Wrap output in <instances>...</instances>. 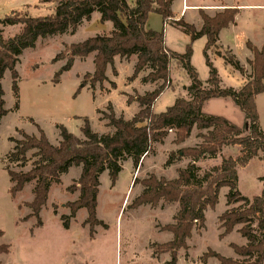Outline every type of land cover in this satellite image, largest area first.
I'll use <instances>...</instances> for the list:
<instances>
[{
    "label": "trees",
    "instance_id": "1",
    "mask_svg": "<svg viewBox=\"0 0 264 264\" xmlns=\"http://www.w3.org/2000/svg\"><path fill=\"white\" fill-rule=\"evenodd\" d=\"M173 1L175 0H40L41 4H55L51 15L32 18L12 11L0 19V122L8 113L1 84L4 73H10L11 90L17 99L16 65L23 51L34 49L39 39L64 35L67 32L74 34L78 26L83 21H89L94 12L100 14V23L110 22L113 31L109 36L96 35L79 43L63 44V50L51 60L52 64L65 61L53 75L52 83L60 82L61 75L70 71L76 58L83 60L94 54V70L83 76L81 87L88 86L92 91L96 86L102 88L103 83L108 81V66L112 68V74L117 75L113 68L114 58L128 59L131 56L136 57V63L128 81H133L141 72H147L141 83L156 84L151 92L136 95L134 98L127 97L126 104L136 102L139 107V111L130 120L117 117L110 103L104 111H96L100 120L105 121L106 127L112 130L111 134L94 132L88 118H83L80 127L82 138L68 132L62 125L56 126L59 137L57 145L51 144L36 124L37 136L20 131L18 139L9 138L13 148L5 156V161L8 166L19 168L18 171L4 168L12 184L9 192L15 197L25 185L32 183V200L25 204L30 209V215L24 219L33 217L36 226L40 227L42 223L39 215L47 202L50 187L53 184L59 185L61 177L70 168L80 167L79 178L66 189L70 194L77 193V199L66 204L69 214L61 215L59 220L63 229L68 230L77 212L84 209L87 217L83 224L88 226L89 236L92 238L97 226L107 227L96 216L101 174L107 172L110 186L113 187L124 161L131 160L136 167L142 156L153 152V145L163 144L169 132L174 133L173 144L180 145L196 129L200 131L197 135L200 144L170 152L165 160L164 167L182 159L190 160L184 169L177 171L176 179L166 180L148 174L142 180H133V185L139 183L142 191L133 199L129 209L135 210L145 205L155 209L160 204H176L178 208L172 223L163 228L172 235L171 240L164 244H150L152 256L157 258L168 253L170 260L165 264H176L177 253L188 249L187 240L191 238L192 232L205 229L206 210L214 209L220 190L227 188V209L218 219L222 231L218 238L223 239L240 226L237 232L246 240V244L229 245L238 259L223 257L209 249L200 257V263L206 264L208 259L214 258L218 264H264V175L259 178L262 184L259 196L246 198L237 188V168H244L253 159L264 161V132L259 126L255 103L256 97L264 94V37L260 49L250 41L245 43L252 59L247 61L250 74L246 76L243 85L238 90L221 88L218 71L209 58L210 51L214 50V54L225 65L245 76L244 69L235 56L229 50L220 52L217 47L219 33L235 24L239 9L226 7L214 16L199 9L202 26L197 31L183 18L177 21L172 19ZM150 13L158 14L163 25L170 22L189 37V44L182 54L166 47L163 30L156 32L147 27ZM13 26H19V32L10 38H4L3 28ZM200 38L205 39L202 49L208 68L205 82L199 80L191 65V45ZM172 62L188 77L187 98H177L164 112L154 113L155 101L171 86ZM110 86L115 89L114 83L110 82ZM78 92L79 90L76 94ZM219 98L231 99L243 113L244 123L241 127L223 117L203 113L207 101ZM14 108L18 109L17 103ZM202 131L205 133H201ZM234 146L239 147V155L235 158L222 157L218 166L201 171L194 164L201 159H214L222 148ZM6 253L8 246H0V254Z\"/></svg>",
    "mask_w": 264,
    "mask_h": 264
},
{
    "label": "rangeland",
    "instance_id": "2",
    "mask_svg": "<svg viewBox=\"0 0 264 264\" xmlns=\"http://www.w3.org/2000/svg\"><path fill=\"white\" fill-rule=\"evenodd\" d=\"M188 4L198 8H189L181 17L186 23L196 27L200 25L198 9L208 10L205 13L209 15L221 9L220 6L239 9L235 17L236 26L223 32L221 43L224 48H230L242 63L249 54L251 55L245 47L247 41L256 47L261 45L264 35V0H188ZM173 6L172 11L178 14L182 7L181 0H175ZM53 10V3L43 5L40 0H0V19L12 11L20 16L37 18L51 15ZM147 22L159 32L164 31L165 45L171 51L178 54L184 52L186 45L189 44L188 37L184 33L163 25L161 18L156 14H149ZM104 30L106 27H102L99 21L92 20L75 35L67 32L64 35L39 39L35 49L24 50L16 65L17 99L11 90L10 73L8 71L4 73L1 84L5 109L8 113L0 123V232L2 233L0 246H8V253L0 254V264H165L170 260L168 253L154 258L150 244H164L171 240V234L163 228L172 223L178 209L176 204H160L155 209L145 205L135 210L129 209L128 206L142 191L139 183L133 185L134 178L142 180L150 173L157 177H161L160 175L166 178L175 177L173 170L164 167L168 154L181 149V144H173L175 138L173 132L168 134L172 135V138L167 137L162 145H153V152L143 160L137 175L132 174V164L129 161L123 163V170L113 187L110 186L107 172L101 174L96 216L107 227L97 226L92 238L89 236L88 226L83 224L87 217L84 209L77 212L68 230L63 229L59 220L61 215L69 214L66 204L77 199L78 194H70L66 189L80 174V167L72 168L62 176L61 184H53L50 187L47 202L39 215L42 223L40 227L36 226L35 218L24 219L30 215V209L25 204L32 200V183L26 185L15 197L9 192L12 184L4 168L19 170L13 165L8 166L5 161V156L13 148L9 138H19L20 131L27 135L36 134V125L52 143L58 136L57 125H62L68 132L82 138L80 126L83 118H88L94 132L105 133L110 131V128H105V121L97 122L96 117L100 118V115H96L97 109H102L110 101L114 111L118 113L124 107L123 99L119 95L131 98L140 95L142 86L135 83L136 78L128 81L132 75L130 61V63H122V61V64H117L118 74L113 80L115 87L121 90L118 91L119 95L115 90L105 95L104 89L97 86L94 97V91L89 90L88 86L81 87L83 76L93 69L90 58L76 59L70 71L61 75L60 82L52 83L53 75L65 61L52 64L51 60L63 50V44H75L92 36H101ZM18 32L19 26L3 28L4 38H10ZM203 47V39L191 45V65L202 82L208 78V68L202 56ZM211 62L223 84L237 86L239 77L232 75L221 59L212 57ZM244 66L249 70L247 63H244ZM170 75L172 84L155 101L154 113L164 112L166 108L172 106L175 99L186 95L183 86H187L189 80L185 72L177 64H173ZM134 83L136 89L130 88ZM104 86L106 89L111 88L108 83ZM15 103L18 106L17 110L14 108ZM256 108L259 126L264 132V95L257 99ZM206 111L212 115L223 113L221 106L212 103L207 106ZM226 116L236 126H241L239 110L236 114ZM213 163L204 162L201 165L209 167ZM182 165V162H179L174 167ZM27 169L28 167L23 170ZM263 175L264 162L257 160L240 169L238 191L241 195L248 198L259 196L262 185L258 178ZM226 193L227 188L220 190L214 209H207L205 212V229L192 233L187 242L188 249L177 253L176 264H201L200 257L209 249L226 258L237 257L229 245L242 246L245 245L246 240L239 233H233L221 240L218 238L221 234L218 219L227 209ZM206 264L218 263L216 259L210 258Z\"/></svg>",
    "mask_w": 264,
    "mask_h": 264
},
{
    "label": "crops",
    "instance_id": "3",
    "mask_svg": "<svg viewBox=\"0 0 264 264\" xmlns=\"http://www.w3.org/2000/svg\"><path fill=\"white\" fill-rule=\"evenodd\" d=\"M129 2H131L132 0H128ZM181 2H182V7H181V10L179 11V13L177 14V13H174L172 10H173V5H174V1L172 2V4H171V12H172V15H173V20L174 21H177V20H179L180 19V17H181V15L183 14V12L184 11H187L189 8H192V9H196V8H198L197 6H190L189 4H188V0H181ZM47 4H49V3H47ZM47 4H43V5H47ZM54 4V3H53ZM54 8H55V4H54ZM206 8H209V7H206ZM220 8L221 9H218L215 13H217V12H221L224 8H226V7H221L220 6ZM199 10V9H198ZM203 10V9H202ZM54 11V10H53ZM205 11H208V10H206V9H204V12ZM209 11H211V10H209ZM215 13H213V15H209V14H207V15H209V16H214V14ZM152 14H155V13H150V15H152ZM156 15H158V14H156ZM159 16V15H158ZM160 17V16H159ZM161 18V17H160ZM181 18H183V17H181ZM200 18V17H199ZM92 20H95L96 22H100V14L99 13H97V12H94L92 15H91V17H90V20L89 21H83L79 26H78V28H77V30H76V32L74 33V35L82 28V27H85V26H88L89 25V23L92 21ZM161 22H162V19H161ZM111 23L110 22H105V23H101V26L102 27H106V30H104L103 31V33L101 34V36H109L110 35V33L113 31V27H112V24L110 25ZM163 24V23H162ZM189 24V23H188ZM200 25L198 26V27H196V26H194L195 27V29L197 30V31H199L200 30V28H201V26H202V21H201V19H200V23H199ZM165 26L167 27V26H169V27H172V28H174V29H176V30H179L178 28H176V27H174L173 26V24H171L170 22H168V23H166L165 24ZM233 26H236V22H235V24L234 25H230L228 28H226V29H223L220 33H219V36H218V43H217V47H218V50L220 51V52H223V51H226V50H229L230 52H231V54H233L234 55V53H233V51L230 49V48H228V47H226V48H224V46L222 45V43H221V39H222V35H223V32L225 31V30H227V29H229V28H231V27H233ZM147 27L149 28V29H151V30H153V31H156V32H159L158 31V29L157 28H155V27H151L150 26V24L147 22ZM180 31V30H179ZM187 36V35H186ZM92 37H94V36H92ZM188 37V36H187ZM263 37H264V35H263ZM204 40V44H205V39L204 38H200V39H198V40H196L195 42H193L194 44L197 42V41H200V40ZM188 41H189V37H188ZM262 42H263V39H262ZM262 42H261V45L259 46V47H256L257 49H260L261 48V46H262ZM36 46H37V43H36V45H35V48H36ZM167 47V46H166ZM34 48V49H35ZM168 48V47H167ZM169 49V48H168ZM170 50V49H169ZM93 56H94V54H91V55H89L87 58H85V59H83V60H87V59H89L90 58V61L92 62V64H93ZM235 56V58H236V60L240 63V65L242 66V68L244 69V73H245V76H243V75H241L240 73H238L237 71H235V70H233L230 66H227V65H225V66H227L229 69H230V71H231V74L232 75H237L238 77H239V80H237L238 81V84H237V86H231V85H225V84H223L222 83V80H221V78H220V76H219V78H220V86H221V88H232V89H234V90H238L242 85H243V83L245 82V79H246V76H248L249 74H250V69L249 70H247L246 69V67L244 66V63H247V61L248 60H251L252 59V56L249 54V57H247L246 58V60H245V62L244 63H242L241 61H239L238 60V58L236 57V55H234ZM212 57H216V58H218V59H221V58H219V57H217L215 54H214V50H212V51H210L209 52V58H210V61H211V58ZM76 59H78V58H76ZM75 59V60H76ZM74 60V61H75ZM222 60V59H221ZM123 61V62H122ZM132 63V72H133V69H134V65H135V63H136V57L135 56H131L130 58H128V59H122V58H119V57H115L114 58V64H113V68H114V70L116 71V73L118 74V72H117V64H122V63H130V62ZM223 61V60H222ZM122 62V63H121ZM173 64H175V62H172L171 63V65H170V73H171V66L173 65ZM61 66H63V65H61ZM60 66V67H61ZM93 70H94V65H93V69H92V71L91 72H89V73H92L93 72ZM249 72V73H248ZM112 74V68L110 67V66H108L107 67V69H106V77H107V82H104L103 83V85H102V88L104 89V94L105 95H109L113 90H115L116 92H117V94H118V91H121V90H119V89H117V87H115V89H111L110 87L108 88V89H106V87L104 86V84L105 83H108V84H110V82H112V83H114V77H116V76H110ZM147 74V72H141V73H139L138 74V76L136 77V81H135V83H139L142 87V91L141 92H139L140 93V95L142 94H144L145 92H151V91H153L155 88H156V84H149V83H147V84H142L141 83V79L145 76ZM219 75V74H218ZM111 77H112V79H111ZM207 80V79H206ZM206 80H204L203 82H205ZM170 82H171V84H172V79H171V75H170ZM135 83L134 84H132L131 85V87L130 88H134V89H136V87H135ZM115 84V83H114ZM189 84V83H188ZM115 86H116V84H115ZM188 86V85H187ZM187 86H183V89L185 90V97H183L184 99H186L187 98V93H186V87ZM96 88H97V86L95 87V90H94V97H95V93L97 92L96 91ZM98 88H99V86H98ZM144 89V90H143ZM96 91V92H95ZM167 91V90H166ZM165 91V92H166ZM164 92V93H165ZM101 93V92H100ZM163 94V93H162ZM161 94V95H162ZM119 95V94H118ZM262 95H264V94H260V95H258L257 97H256V99H255V103H256V101H257V99L259 98V97H261ZM119 96H121V98L123 99V104H124V107H123V109L120 111V112H118V113H116L115 111H114V107L112 106V104H111V102L109 101V102H107V104L108 103H110L111 104V106H112V109H113V111H114V113H115V115L117 116V117H119V116H122L125 120H130L138 111H139V107H138V104L136 103V102H132L131 104H126V100H127V97H126V95H119ZM210 103H212V104H215V105H218L219 107L221 106L222 107V111H223V113L222 114H220V115H212V114H210V113H208L207 111H206V108H207V106L210 104ZM105 107L106 106H104L102 109H97V110H99V111H104L105 110ZM237 110H239L235 105H234V103L232 102V100L231 99H229V98H219V99H210L209 101H207L206 103H205V105H204V108H203V113L204 114H206V115H212V116H220V117H223V118H225L226 120H228L229 122H231L232 123V120L231 119H229L228 118V116H226L227 114H229V115H231V114H236V112H237ZM239 112H240V118H241V126L243 125V123H244V115H243V113L239 110ZM129 113V114H128ZM128 114V115H127ZM96 115L98 116L99 114H97L96 113ZM96 119H97V122L99 121V122H101V120H99L100 118H99V116L98 117H96ZM2 121V120H1ZM1 123V122H0ZM106 123H104V125H105ZM232 124H234V123H232ZM235 126H236V124H234ZM90 126H91V122H90ZM240 126V127H241ZM81 127V126H80ZM105 128H107L106 127V125H105ZM91 129H92V126H91ZM93 130V129H92ZM110 131H108V132H105V133H100V134H111L112 133V130L111 129H109ZM58 133V132H57ZM97 133V132H96ZM198 133H200V131H198V130H196V129H193L192 130V132H191V135H190V137L185 141V142H183L182 144H181V146H180V148H192V147H195V146H197L198 144H200V139H198L197 138V135H198ZM201 133H205L204 131H202ZM99 134V133H98ZM31 135H35V136H37L38 135V133H36V134H31ZM81 135V134H80ZM169 136H171V138H172V135H168L167 137H169ZM47 137V136H46ZM167 137L164 139V141L163 142H165V140L167 139ZM79 138V137H78ZM16 139H18V138H16ZM49 140V139H48ZM51 144H53V145H57V143L59 142V137L57 136V138L55 139V141H54V143H52L51 141H49ZM158 145H162V144H158ZM239 151H240V149H239V147H237V146H234V147H225V148H222V150H221V152L218 154V156L216 157V158H214V159H201V160H199V161H197V162H195L194 164L198 167V168H200V170H202V171H205V170H209L210 168H212V167H215V166H218L220 163H221V160H222V157H232V158H235L236 156H238L239 155ZM148 156V155H147ZM147 156H142V158H141V160H140V162H139V164H138V166H136V167H134L133 166V164H132V162H131V160H126V161H124L123 163H126V162H130L131 164H132V170H133V173L132 174H138L139 173V170H140V168H141V164H142V162H143V160L147 157ZM254 160H257L258 162H264V161H260V160H258V159H253V160H251L249 163H248V165L252 162V161H254ZM179 162H182V166H180V167H174L175 165H177ZM190 162V160H188V159H182V160H180V161H177L176 163H174L173 165H171V166H169V167H165L166 169H168V170H173L174 172H175V177L174 178H166V177H164L163 175H160L162 178H166V180H173V179H176L177 178V171L179 170V169H184L186 166H187V164ZM204 162H214L212 165H210L209 167H202V165L201 164H203ZM123 163H122V170H123ZM165 163V162H164ZM247 165V166H248ZM246 166V167H247ZM246 167H244V168H246ZM72 168H74V167H72ZM72 168H70L69 169V171L72 169ZM76 168V167H75ZM170 168V169H169ZM244 168H237V175H238V173H239V170L240 169H244ZM68 171V172H69ZM80 172H81V169H80ZM168 172V171H167ZM121 173V172H120ZM119 173V174H120ZM151 174V173H150ZM135 175V176H136ZM79 176H80V174L75 178V179H73L72 180V182L73 181H75V180H77L78 178H79ZM156 177H157V175H155ZM161 177H157V178H161ZM262 177V176H261ZM261 177H259V178H261ZM62 178V177H61ZM259 178H258V181H259ZM135 179V178H134ZM260 182V181H259ZM261 183V182H260ZM61 184V183H60ZM28 185V184H27ZM262 185V184H261ZM26 187V185L24 186V188ZM23 188V189H24ZM237 188H238V183H237ZM262 190V189H261ZM23 191V190H22ZM228 191V190H227ZM261 193V192H260ZM75 194V193H74ZM77 194V193H76ZM227 194V193H226ZM241 194V193H240ZM78 196V195H77ZM246 198H248V197H246ZM250 199V198H249ZM177 206V205H176ZM240 228V226H237L229 235H231V234H233V233H238L237 232V230ZM219 231H221L220 229H219ZM222 232V231H221ZM193 233V232H192ZM229 235H227V236H229ZM226 236V237H227ZM171 238H172V235H171ZM189 240V239H188ZM188 240H187V242H188ZM246 244V243H245ZM243 246V245H242ZM235 254V253H234ZM238 259V257H235V258H233V259ZM231 259H232V257H231Z\"/></svg>",
    "mask_w": 264,
    "mask_h": 264
}]
</instances>
